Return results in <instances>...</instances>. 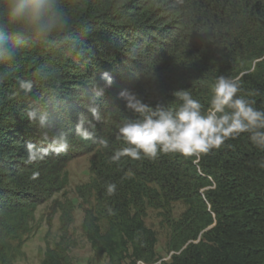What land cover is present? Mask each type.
Returning a JSON list of instances; mask_svg holds the SVG:
<instances>
[{"label": "trees", "instance_id": "obj_1", "mask_svg": "<svg viewBox=\"0 0 264 264\" xmlns=\"http://www.w3.org/2000/svg\"><path fill=\"white\" fill-rule=\"evenodd\" d=\"M56 7L51 31L39 37L11 20L0 0V38L11 53H0V264L22 255L38 207L65 190L67 165L86 154L91 177L75 189L80 233L105 264H156L146 210L168 212L174 203L185 210L168 223L171 254L160 264H264V149L248 134L199 158L112 159L126 146L119 125L136 118L117 99L123 89L170 108L178 104L175 91L189 90L206 110L216 78L239 77V95L264 110V0H57ZM105 71L113 83L94 96ZM20 79L33 82L28 95L19 91ZM30 109L47 112L50 127L30 121ZM81 115L95 142L77 134ZM56 131L69 139L58 154L50 150ZM29 144L40 153L32 161ZM52 202L58 237L46 241L40 264H73L74 206Z\"/></svg>", "mask_w": 264, "mask_h": 264}, {"label": "clouds", "instance_id": "obj_2", "mask_svg": "<svg viewBox=\"0 0 264 264\" xmlns=\"http://www.w3.org/2000/svg\"><path fill=\"white\" fill-rule=\"evenodd\" d=\"M8 17L14 22L29 24L37 36H47L57 19V0H3ZM0 53L11 57L0 38ZM103 85L97 84L93 89L94 96L103 95L106 88L113 83V76L105 71L101 73ZM240 78H229L220 75L213 85V93L205 110L199 99L193 98L189 90L173 93L178 104L174 108L162 104L149 105L135 92L123 89L117 93V99L124 107L134 113L135 119H125L118 128V138L125 147L117 151L112 159L128 157L132 160H155L160 154H179L184 157L206 155L213 149H219L229 139L241 134H248L249 140L260 149H264V110L254 106V101L239 95ZM19 91L28 95L33 91L31 80H18ZM88 111L99 120L101 112L98 105L91 103ZM30 121L41 128L50 127L47 112L41 109H30L27 112ZM91 122L79 116L76 132L84 140H94L89 130ZM50 150L57 154L69 146L68 136L63 131H56L51 137ZM104 147L107 140L99 141ZM43 155L47 150H42ZM40 154L28 145V157L32 161ZM42 158V157H41ZM115 184L107 185V192L114 194ZM137 264H143L138 261Z\"/></svg>", "mask_w": 264, "mask_h": 264}, {"label": "rangeland", "instance_id": "obj_3", "mask_svg": "<svg viewBox=\"0 0 264 264\" xmlns=\"http://www.w3.org/2000/svg\"><path fill=\"white\" fill-rule=\"evenodd\" d=\"M91 158V154H86L76 157L69 162L66 168L68 175L67 187L62 193L53 197V200H57L58 202L69 200L74 206L72 213L73 223L70 233L75 246L69 252L73 264H105V258L93 252L80 233L83 213L79 208L80 201L75 194V189L89 182L91 177L89 170ZM53 200L38 207L35 214V230L25 240L21 250L22 255L17 257L13 264H40L46 241L51 245L57 240L59 213L52 211ZM184 210V206L180 203L172 204L168 212L152 209L146 210L144 224L155 233L156 237L155 252L159 260L156 264L169 261L171 253L167 251V243L170 236L168 223L177 220Z\"/></svg>", "mask_w": 264, "mask_h": 264}]
</instances>
